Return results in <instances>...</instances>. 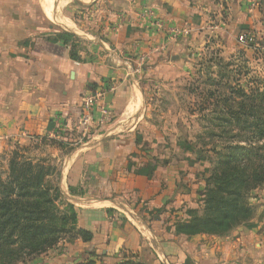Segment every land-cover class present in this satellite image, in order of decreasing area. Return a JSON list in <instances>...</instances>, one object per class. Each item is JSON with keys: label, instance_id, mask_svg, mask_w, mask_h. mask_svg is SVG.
<instances>
[{"label": "crops", "instance_id": "crops-1", "mask_svg": "<svg viewBox=\"0 0 264 264\" xmlns=\"http://www.w3.org/2000/svg\"><path fill=\"white\" fill-rule=\"evenodd\" d=\"M148 10L164 29L148 21ZM242 31L264 37V0H0V150L39 136L84 137L61 161L59 186L78 210V226L94 237L72 241L56 264H119L124 256L264 264V192L242 226L187 236L175 226L200 208L197 191L183 189L181 167L139 159L142 77L173 74L194 49L231 43ZM63 32L79 37L75 48ZM102 90L108 121L100 124L97 106L86 129L82 99Z\"/></svg>", "mask_w": 264, "mask_h": 264}, {"label": "trees", "instance_id": "trees-1", "mask_svg": "<svg viewBox=\"0 0 264 264\" xmlns=\"http://www.w3.org/2000/svg\"><path fill=\"white\" fill-rule=\"evenodd\" d=\"M78 38L60 33L66 44L73 41V48ZM224 79H214L215 89L200 93L204 101L201 110L214 106L216 116L204 119L218 129L209 136L224 141V152L207 178L202 213L189 210L190 219L175 226L178 233L187 236H224L250 221L254 210L249 200L264 186V82L259 78L245 83L242 78ZM27 150L20 146L11 152L8 176L0 180V264H15L24 256L53 250L68 234L73 241L81 238L89 242L94 237L78 226L80 216L73 204L60 210L57 202L63 194L60 186L50 183L55 167L45 160L28 158ZM119 264L147 263L124 256Z\"/></svg>", "mask_w": 264, "mask_h": 264}, {"label": "rangeland", "instance_id": "rangeland-1", "mask_svg": "<svg viewBox=\"0 0 264 264\" xmlns=\"http://www.w3.org/2000/svg\"><path fill=\"white\" fill-rule=\"evenodd\" d=\"M242 34L246 33L238 32L231 43L216 41L206 47L194 49L191 54L183 58V67L173 74L169 72L162 77L146 79L142 77L146 117L139 132L141 145L139 159L164 160L182 168L183 189L194 188L201 203L200 208L186 210L189 218V210L202 213L204 208L202 199L207 188V178L214 163L222 158L224 152V141L209 136L210 132L218 133V129L204 119L206 115L209 118L216 116L213 112L214 106L201 110L204 101L200 93L214 90L212 81L223 77L224 80L242 78L244 83L255 78L264 82V37L257 39L256 33L248 32L256 38V44L247 47L239 42ZM229 64H233L232 67ZM80 137L84 139L81 133H72L65 136V140L59 136H39L30 141L31 143L15 141L8 148L0 150V180H5L8 176L11 152L23 146L28 148L25 153L28 158L35 161L45 160L47 165L55 167L56 171L50 178V183L59 186L61 161L71 152L70 144L77 143ZM262 192L264 186L255 190L249 200L254 210L251 220L256 214L255 200ZM57 204L60 210H66V205L73 203L63 194ZM69 237V234L65 236L59 247L41 255L24 256L15 264H56L57 252L62 251L73 241Z\"/></svg>", "mask_w": 264, "mask_h": 264}, {"label": "built area", "instance_id": "built-area-1", "mask_svg": "<svg viewBox=\"0 0 264 264\" xmlns=\"http://www.w3.org/2000/svg\"><path fill=\"white\" fill-rule=\"evenodd\" d=\"M146 18L148 21L155 27H158L159 29H164V25L162 23L156 22L154 20V14L152 10H148L146 12ZM174 34H179L177 30L172 31ZM240 44L252 47L256 44V38L252 34H242L239 37ZM143 71V65L141 64L138 68V72L141 73ZM105 91H98L96 93H91L87 96H85L82 99V107H83V114L80 120L81 126H83L86 129H90L93 127L94 124V117L93 112L95 108L98 106L99 112L101 113V119L100 124H105L108 121V108L106 104L104 103Z\"/></svg>", "mask_w": 264, "mask_h": 264}, {"label": "bare ground", "instance_id": "bare-ground-1", "mask_svg": "<svg viewBox=\"0 0 264 264\" xmlns=\"http://www.w3.org/2000/svg\"><path fill=\"white\" fill-rule=\"evenodd\" d=\"M61 3H62V1H61ZM49 7H50V5H49ZM53 7V6H52Z\"/></svg>", "mask_w": 264, "mask_h": 264}]
</instances>
